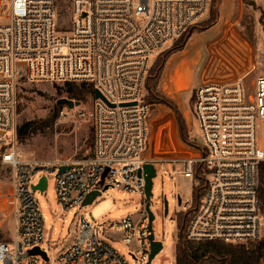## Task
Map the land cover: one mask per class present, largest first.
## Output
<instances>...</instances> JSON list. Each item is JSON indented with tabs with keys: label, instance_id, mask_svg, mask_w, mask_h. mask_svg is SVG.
<instances>
[{
	"label": "built area",
	"instance_id": "2783aa9c",
	"mask_svg": "<svg viewBox=\"0 0 264 264\" xmlns=\"http://www.w3.org/2000/svg\"><path fill=\"white\" fill-rule=\"evenodd\" d=\"M59 1L0 0L7 18L0 23V164L12 171L14 221L12 240L0 241L1 264H147L146 182L138 175L146 162H180L185 176L203 180V194L186 224L187 239L232 244L260 239L264 75L253 82L255 95L245 93L246 73L200 83L193 98L203 144H194V151L182 157L145 153L151 104L142 92L152 60L195 28L210 12L212 0H69L64 14ZM22 83L91 86L93 102L79 112L92 124L90 155L48 161L21 157L16 128ZM95 90L101 96L96 97ZM50 175L66 209L83 206L89 193L103 191L105 185L141 198L139 212L103 226L106 234H118L109 238L129 247L132 261L95 233L85 218L79 221L75 238L53 258L47 250V259L29 253L37 246L43 249L45 239L35 193L39 189L34 185L43 176L48 181ZM179 205L183 213L189 212L193 198H181ZM154 227L153 221L155 234Z\"/></svg>",
	"mask_w": 264,
	"mask_h": 264
},
{
	"label": "rangeland",
	"instance_id": "374dc122",
	"mask_svg": "<svg viewBox=\"0 0 264 264\" xmlns=\"http://www.w3.org/2000/svg\"><path fill=\"white\" fill-rule=\"evenodd\" d=\"M68 2L69 0L59 1L61 14L66 12ZM213 7L218 13V25L201 31L202 22L210 16L206 14L195 27L197 31L193 33L184 49L167 59L157 85L154 83L155 80H151L157 75L153 73V69L163 62L164 52L173 46L174 42L169 43L152 60L142 92L146 102H150L151 106L156 105L150 113L148 124L150 144L148 151L145 152L146 156L182 157L194 151L191 141L197 145L203 144L202 134L194 114V90L203 80L207 82L234 79L238 73L234 74L233 71L239 70L242 62L238 60L242 61L244 56L242 49L247 53L252 52L254 66L252 73L245 78V93L255 95L253 82L264 75V0H228V2L212 0L211 9ZM225 7L227 11L224 10ZM70 16V12L67 11L68 19ZM6 21V13L4 14L0 7V23ZM234 26L237 32L233 30L234 33H231L230 29ZM224 30L226 35L224 34L223 44L217 43L220 47L216 49L221 62L218 63L219 67L213 66L210 69L209 66L214 58L210 61L208 44L223 34ZM236 34L244 36L251 48L233 47L226 38H238ZM245 67L247 68L244 72L248 70V66ZM210 72L215 73L217 77H208L207 73ZM202 73H205L203 79ZM58 86L62 88V91L58 92ZM18 97L17 125L24 122H36L41 125L35 132L22 139L16 137V148L22 158L45 161L74 160L92 153V124L79 115L81 110L87 109L92 104L93 98L90 94L79 100L81 102L79 105L70 108L57 103L58 98L67 97L64 85L22 83ZM155 97H159L160 101L156 102ZM162 99L169 100L174 107L161 102ZM175 107L178 109V114L185 120L189 143L181 137ZM156 169L157 174L153 177L151 209L155 214V238L163 240L164 246L150 264H176V247L181 227L180 219L183 215L178 196L180 195L183 200L187 197L192 198L193 190L198 189L201 182L197 177L193 181L185 176L180 162L176 165L172 162H157ZM11 191V168L0 164V241H11L14 233ZM35 193L44 216L45 239L42 247L48 251L51 258L75 238L79 221L85 218L93 224L95 233L111 241L113 246L120 248L122 254L130 261L133 260L127 245L107 236H118V234L115 232L106 234L103 226L108 220L139 212L141 198L138 195L110 186L92 204L66 209L58 200L55 177L52 175L49 176L46 190L44 192L38 190ZM164 196L169 203L167 215H164L163 211ZM261 233L263 238L264 225L261 226ZM258 240L241 244L254 248Z\"/></svg>",
	"mask_w": 264,
	"mask_h": 264
},
{
	"label": "trees",
	"instance_id": "16d2710c",
	"mask_svg": "<svg viewBox=\"0 0 264 264\" xmlns=\"http://www.w3.org/2000/svg\"><path fill=\"white\" fill-rule=\"evenodd\" d=\"M218 18L217 10L213 7L210 12L209 18L202 22L200 30H205L208 27L216 23ZM196 28H193L183 34L180 38L174 41L173 46L169 47L164 53L163 62L153 69V73L157 74L155 79V85L158 84L161 76L162 69L167 59L174 53L181 51L186 46L188 40L195 33ZM157 68L159 69L157 71ZM62 91V88L58 86V92ZM64 91L68 98L81 100L85 95L92 94V88L86 83L73 84L66 83L64 85ZM155 101L159 102L160 98L155 97ZM161 102L173 106V104L166 99H162ZM150 103V102H148ZM174 107V106H173ZM178 115V122L180 126V134L183 140L190 142L189 134L186 130V124L183 117L178 114V109L175 107ZM41 125L36 122H24L21 125H17L16 133L17 138H24L27 135L35 132ZM193 146L194 141L190 142ZM260 197H261V209L264 215V161L260 164ZM203 183V180L201 181ZM202 187L193 190V203L194 207L181 216V227L178 233V243L176 247V264H264V237L258 240L257 245L252 248L245 244H232L223 241H193L186 238L185 228L188 220L194 213V208L198 205L200 197L203 194Z\"/></svg>",
	"mask_w": 264,
	"mask_h": 264
},
{
	"label": "water",
	"instance_id": "95a60500",
	"mask_svg": "<svg viewBox=\"0 0 264 264\" xmlns=\"http://www.w3.org/2000/svg\"><path fill=\"white\" fill-rule=\"evenodd\" d=\"M95 96L99 97L101 96L99 90H95ZM58 104L67 105L70 108H74L75 106L79 105L81 102L79 100H74L68 97H61L57 99ZM135 103V102H134ZM156 107V105L151 106V111ZM62 167L61 169H63ZM157 169L156 165L152 162H146L142 164V166L138 170V175L144 176L145 182H146V197H147V203H146V209L148 211V218H149V241H150V256L147 264H150L152 259L156 256L157 253L160 252V250L163 248V242L161 240H155V234L152 231V223L155 219V214L153 210L151 209V196L153 195V177L156 176ZM103 181V180H102ZM48 185L47 177L43 176L40 180V182L36 185H34L35 189H39L41 192H43ZM107 188H109L108 185H105L103 191H105ZM103 191L95 190L87 195L85 198L83 205L92 204L94 200L103 193ZM178 202L181 203V196H178ZM163 206H164V215H167L169 212V203L167 200V197L164 196L163 198ZM30 254H40L45 259L48 258L47 252L43 250L41 247L37 246L29 250Z\"/></svg>",
	"mask_w": 264,
	"mask_h": 264
},
{
	"label": "crops",
	"instance_id": "0c3cea01",
	"mask_svg": "<svg viewBox=\"0 0 264 264\" xmlns=\"http://www.w3.org/2000/svg\"><path fill=\"white\" fill-rule=\"evenodd\" d=\"M228 2V0H225V2ZM226 5H227V3H226ZM224 10H226L227 11V8L225 7V9ZM210 12H211V10H210ZM208 15H210V13H208ZM218 22H219V20H218V18H217V21H216V23L215 24H213L212 26H210V27H208L207 29H212L214 26H216V25H218ZM207 29H205V30H207ZM231 30V33L233 32V30H234V32L236 33L237 32V30H236V28H235V26L233 27V28H231L230 29ZM229 30V31H230ZM226 31L224 30V31H222V33L223 34H221L217 39H219V40H217V39H214V40H212L211 42H209V44H208V49H209V51H210V57H209V59H211L210 61H212V58H214V61L215 60H217L216 62H214L213 61V63H211V65L209 66V68L211 69L213 66L215 67V68H217V67H219V65H218V63H220L221 62V59H219L218 58V55L219 54H216V52H218V50H216V49H219V47H220V45H222L223 44V38H224V34L226 35V33H225ZM233 32V33H234ZM226 37H228V35L226 36ZM236 37H238V38H226L227 40H229L230 41V43L232 44V46L233 47H236V48H238V49H241V48H246V47H249V48H251V45L249 44V42L245 39V37L244 36H242V35H237L236 34ZM218 41H220V42H218ZM216 42V43H215ZM217 43H220V45H219V47H218V45H217ZM224 46V45H223ZM244 49H242L241 51L244 53V56H243V58H242V61L241 60H238V61H240V62H242L241 63V66H240V68H239V70H234L233 71V73L235 74H237V75H241V74H248V75H250L251 73H252V71H253V59H252V52L250 53H247L246 51H243ZM245 53H247V54H245ZM209 61V62H210ZM215 64V65H214ZM248 66V70L246 71V72H244L245 71V69L247 68V67H245V66ZM238 69V68H237ZM204 74L205 73H202V79L204 78ZM206 76V75H205ZM207 76L208 77H215L216 75H215V73H212V72H210V73H207ZM217 77V76H216ZM202 82H205L204 80L202 81ZM201 82V83H202Z\"/></svg>",
	"mask_w": 264,
	"mask_h": 264
}]
</instances>
